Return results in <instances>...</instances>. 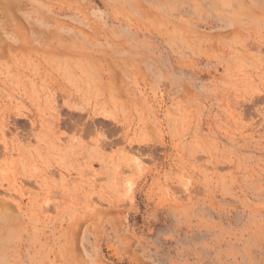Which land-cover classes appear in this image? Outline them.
Instances as JSON below:
<instances>
[{"label": "rangeland", "instance_id": "1", "mask_svg": "<svg viewBox=\"0 0 264 264\" xmlns=\"http://www.w3.org/2000/svg\"><path fill=\"white\" fill-rule=\"evenodd\" d=\"M0 264H264V0H0Z\"/></svg>", "mask_w": 264, "mask_h": 264}]
</instances>
